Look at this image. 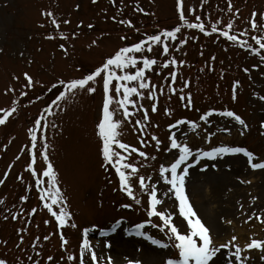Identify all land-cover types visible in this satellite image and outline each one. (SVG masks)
<instances>
[{"label":"rangeland","instance_id":"374dc122","mask_svg":"<svg viewBox=\"0 0 264 264\" xmlns=\"http://www.w3.org/2000/svg\"><path fill=\"white\" fill-rule=\"evenodd\" d=\"M254 11L258 13L257 21L264 23V0H231V9L229 0H184V20L196 23L199 17L205 25L201 31L188 28L180 20L177 0H0V109L18 102L17 111L5 125H0V258L8 264H80L83 241L91 237L84 264H167L169 259L179 260V249L168 240L169 228L159 217L148 215L152 189L161 199L160 193L168 188L160 168L174 162L177 150L169 151L170 137L175 135L177 143L187 144L193 153L214 147H246L256 157L253 163H264V50L256 42L264 37V27L251 28ZM49 12L52 16L46 15ZM230 22V35H236L238 42L222 36ZM89 24L93 27L89 28ZM212 25H216V32H212ZM178 26L181 32L175 39L162 36L160 44L149 41L144 45H152V51H145L144 55L157 60V65L145 70L155 99L149 91L140 90L141 97L133 96L137 103L129 105L128 110L133 113L129 117H124L115 103L112 105L116 108L115 119L120 121L119 142L137 150L126 153L118 144L113 148L125 157L121 163L136 169L135 173L125 170L128 189L133 193L130 197L121 187L115 168L102 157L97 127L102 118L101 80H97L95 94H69L58 107L52 101L64 90L60 80L82 78L119 48L131 47L148 35H159ZM243 41L247 43L242 45ZM165 43L167 54L163 53ZM132 55L140 62L136 67H141V55ZM169 60L173 63L162 67ZM25 72L36 82L33 87L24 86ZM54 84L56 87L52 88ZM116 84L113 81L111 86L113 95L123 98L115 93ZM129 86H135L134 82ZM189 96L191 103L185 107ZM45 108L51 109L42 122L47 127L38 128L37 149L32 150L29 130ZM223 111L235 112L247 127L234 118L221 116ZM138 120L140 124L136 123ZM178 120L186 123L177 124ZM173 124L175 128L171 127ZM45 142L48 160L42 154ZM32 151L37 159L35 173L28 168ZM141 151L146 155L140 156ZM227 157L239 160L227 162L232 172L225 180V190L217 193L202 174L195 178L197 182L206 181L200 192L189 168L186 194L194 210L195 204L205 206L202 214L207 221H201L217 246L236 235L242 256L247 257L246 264H264V253L246 249L252 237L264 239V169L251 168L243 153L221 154L215 159L197 157L199 163L190 157L189 162L195 170L217 174L221 171L218 163L215 169L212 167L214 160ZM49 162L59 190L52 195L63 202L54 204L52 211L59 216L63 208L69 214L63 225L45 208L52 201L41 200V188L35 184L39 175L45 181L44 187H51L49 178L42 175ZM141 176L147 187H141ZM205 192L207 198L203 199ZM23 196L28 199H21ZM136 199L140 204L135 203ZM157 211L171 215V224L186 234L174 197L161 199ZM13 215L17 218L13 219ZM212 219L217 229L210 227ZM138 224H144L139 232ZM149 236L169 243V247L152 243ZM91 251L96 252V261L91 259ZM225 253L229 264H239L227 249L217 255L225 257Z\"/></svg>","mask_w":264,"mask_h":264},{"label":"snow or ice","instance_id":"6c2138e0","mask_svg":"<svg viewBox=\"0 0 264 264\" xmlns=\"http://www.w3.org/2000/svg\"><path fill=\"white\" fill-rule=\"evenodd\" d=\"M95 2V0H93ZM229 9H231V0H229ZM177 10L179 14V18L181 21H184V24L188 28L192 29H200L204 30V23L200 21V18H196V23H188L184 20V0H177ZM142 11V9H141ZM239 10H237L238 15ZM48 16H52V13H46ZM257 12L251 13L250 25L253 30L258 27H264V23H259L257 21ZM115 19V18H113ZM55 23V21H53ZM68 23V21H65ZM120 23H125V21L121 20ZM128 26H132L131 21H127ZM56 27L59 28V24H56ZM89 28H92L93 25L89 24ZM233 28V23H228L226 29L223 30L222 36L226 37L228 41L238 42V38L236 35H230V30ZM216 25H212V32H216ZM181 32V27H175L172 31H164L159 35H148L146 39L141 40L138 43H134L131 47L125 46L119 48L111 57H109L106 61H104L101 66L96 67L90 74L83 76L82 78H74L65 82L64 80H60L59 84L64 87V90L61 91L55 100L52 101L53 105L59 106V102L63 101L69 94H75L76 92H88L89 94H95L97 92V80L98 78L101 80V90L103 93L102 98V118L98 121V133L99 137L102 139V157L104 162L108 166L114 167L115 171L119 174V179L121 182V187L127 190L128 196H133V193L130 189H128L129 177L126 175L125 170L131 169L133 173L136 172V169L132 167L131 164L121 163L125 159L124 156L120 155V153L113 150L114 146L118 144L119 149L124 152H134L136 149L130 148V146L126 143H120L118 140L119 133L118 128L120 127V121L115 119L116 108L122 109L123 116L129 117L132 116L133 113L129 112V105H135L137 103L136 100L133 99V96L141 97L142 92L140 90H147L152 93V88L149 83L146 82L145 70L152 68V66L157 65L156 59L148 58L144 55L145 51L151 52L152 45L148 44V47L145 48L144 45L149 41L155 44H160L161 37L167 36L169 38L175 39L177 33ZM53 38V37H49ZM123 39V38H122ZM257 44L259 45V49L264 50V37L258 39ZM242 45L247 43L246 41L240 42ZM64 46L61 45V48ZM168 44H163V53H168ZM65 51H67L65 49ZM133 53H139L142 57V66L136 67L138 63H140L136 56L132 55ZM214 59V58H213ZM172 60H169L167 63L163 64L162 67L167 68ZM247 71V69H245ZM119 73V74H118ZM26 84L25 87H33L36 83L33 80V77L29 75L27 72L23 73ZM172 78L175 79V73L172 74ZM18 79V78H17ZM113 81H116L115 85V93H119L123 98H115L113 95L112 84ZM130 82H134L135 86H129ZM239 82H237L238 85ZM234 85L232 91L233 96L232 99H236V87ZM56 85H52V88H55ZM24 95H27L25 92ZM152 99H155V94L152 93ZM264 100V97H261ZM18 102H13V106L8 109H0V112H3V116L0 117V125H5L8 121V118L13 115L17 111L16 104ZM115 103L116 108H113L112 105ZM191 103V97H188V104L185 107H188ZM138 111V110H137ZM153 111H155V106H153ZM50 108H45L44 113L38 114V118L34 121L33 127L30 128L31 132V149H37V130L40 127L46 129L47 124L43 123L46 121L45 113H50ZM208 115H211L209 113ZM221 116L234 118L235 121L239 123V125L244 128L247 127L245 121L237 115L233 111H223L220 113ZM144 118H147V110L144 112ZM207 118V117H203ZM137 124H140L141 121H136ZM184 120H178L177 124H185ZM172 128L176 127V124L171 125ZM46 139V138H45ZM159 141L157 140V144L159 145ZM170 149L177 150L173 155L172 160L170 161V167H161L160 173L163 176V179L166 181L168 188L160 193L161 199L164 197H174L176 201H178V209L179 216L185 221L186 234H181L178 230V227L175 224H171L172 217L171 215H166L163 211H157V205L161 204V199L157 198V191L152 189L151 191V211L148 213L149 216L159 217L164 224V227L169 228L168 240L173 243V246L176 249H179V260L169 259L167 264H209V261L213 260V257H217V259L213 262V264H228L227 256L228 253H225V257L221 258L217 254L221 252L222 249H227L230 251L231 256L234 257L239 264H246L247 257L242 256V248L237 243L238 237L236 235H232L230 239L226 243H221L217 246L214 243L213 237L210 234V230L205 224L201 221L200 217L197 215L196 211L193 209L191 202L189 201V197L186 194L185 190V181L186 177L189 173V168L194 167L193 163L189 162V158L192 157L196 160V163H199V159L197 157L204 158H213L215 159L217 156L221 154L227 153H243L247 158L248 162L251 164V168L253 169H264V163H253L252 161L256 159L253 152L249 151L246 147H214L211 151H199L197 153H193L192 149L187 144L177 143V138L175 135L170 137ZM43 151L44 160H48V152H47V143L45 142ZM140 156H145L144 152H139ZM19 159V157H17ZM36 152L32 151L30 156V163L28 164V168L31 172L35 173L36 169L34 165H36ZM186 165V166H185ZM184 166V167H182ZM124 169V170H122ZM43 177L49 178L51 181V187L45 188V181L40 178L39 175L36 176L35 184L41 188L40 199L41 200H51V203H46L45 208L48 209L52 216L56 217L57 220L60 221L61 225L64 224V218L68 216V213L63 211V208L60 209V215L57 216V213L52 211L54 204H62L63 202L58 200L56 196L52 195L53 191L58 194V189L55 185L56 175L53 171V165L49 162L46 166V169L42 171ZM7 176V173L5 174ZM170 176V178H169ZM3 181L0 180V184ZM139 183L141 187H147L145 185V179L143 176L139 178ZM44 193H48L47 196ZM21 199L27 200L28 196H23ZM2 203V201H0ZM136 204H140V200H135ZM125 207H129L130 205H124ZM35 212V209H33ZM255 216V213L252 214ZM8 217L6 216L5 219ZM13 219H16L17 216L13 215ZM251 218V217H250ZM261 223H264V220H261ZM156 227L155 224L152 225ZM144 228V224H138L137 229L138 232L140 229ZM163 231V229H161ZM143 234V233H140ZM87 233H85V236ZM44 239H48L47 236ZM149 240L154 244H160L163 248H168L169 243H161L159 240L153 239L151 236L148 237ZM23 237H21V242ZM67 243V241H64ZM247 250H260L264 253V239H259L256 237H252L250 242L246 244ZM90 251V244L87 238L84 239L83 245L80 249V264H84V255L86 252ZM52 257H49L51 260ZM69 259H74V257H69ZM91 259L96 261L97 255L95 251H91ZM110 259V258H109ZM264 259V257H262ZM0 264H8V261L5 258H0ZM132 264V262H129Z\"/></svg>","mask_w":264,"mask_h":264},{"label":"bare ground","instance_id":"6f19581e","mask_svg":"<svg viewBox=\"0 0 264 264\" xmlns=\"http://www.w3.org/2000/svg\"><path fill=\"white\" fill-rule=\"evenodd\" d=\"M220 159V160H219ZM234 161V162H237L238 160H239V158L237 159V158H232V157H230V158H218V159H216V160H214V164L212 165V167L215 169V167H217V163L219 164V166H218V168H219V170L221 171L220 173H214V172H211L212 170H208V167H207V169L206 170H208V172H206V173H203L202 171H198V170H195L193 167L190 169V174L191 173H193V174H191L192 175V177H193V179H192V181L195 183V182H197L196 180H195V178L197 177H199V176H201L202 174L206 177V181H204V180H199L198 182H197V186H195L196 187V189L197 188H200V192H201V188H204L202 185L206 182V184L207 185H209L210 184V186L209 187H211V188H214L216 191H217V193L218 192H221L222 190H225V184H226V182H225V180L227 179V178H229V173H231L232 172V170L230 169V167H229V165H228V161ZM208 164H209V162H208ZM212 168V169H213ZM194 175V176H193ZM264 180V179H263ZM261 190H262V192H264V181H263V184H262V187H261ZM201 194V193H200ZM206 196V197H205ZM205 196H201V197H203V199H205V198H207V194H206V192H205ZM196 206V207H195ZM194 207H195V210H196V212L197 213H199L200 215H201V220H204V221H207V219H205L204 218V216H203V214H202V208H205V206L204 205H200V207L198 206L197 207V205L195 204L194 205ZM211 223H209V225H210V227L212 228V229H217V227H218V225L216 224V221H215V219H212L211 221H210ZM89 241H93L92 239H91V237H89ZM120 246H122V242H121V244H120ZM221 258H224V257H221ZM213 262H214V260H213ZM213 262L211 263V264H213ZM229 264V263H228Z\"/></svg>","mask_w":264,"mask_h":264}]
</instances>
